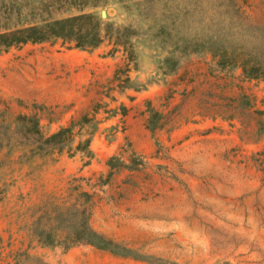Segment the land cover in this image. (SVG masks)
<instances>
[{"label":"rangeland","instance_id":"rangeland-1","mask_svg":"<svg viewBox=\"0 0 264 264\" xmlns=\"http://www.w3.org/2000/svg\"><path fill=\"white\" fill-rule=\"evenodd\" d=\"M144 1L0 0V33L83 13L135 35L130 84L115 77L126 65L115 40L95 51L30 43L0 55V264H264V78L205 54L164 76L138 11ZM238 3L264 24V0ZM21 117L37 119L45 137L93 123L61 153L28 159L40 143ZM89 137L86 165L74 152ZM73 185L95 195L90 226L120 254L43 248L32 237L39 206L67 199Z\"/></svg>","mask_w":264,"mask_h":264},{"label":"trees","instance_id":"trees-1","mask_svg":"<svg viewBox=\"0 0 264 264\" xmlns=\"http://www.w3.org/2000/svg\"><path fill=\"white\" fill-rule=\"evenodd\" d=\"M139 14L144 17L149 33L146 38L161 54L158 69L164 76L175 74L184 57L211 55L221 69H241L247 79L264 78V24L255 23L238 0H147L138 3ZM149 34L151 37H148ZM128 29L104 27L101 19L92 14H80L65 19H53L30 23L15 30L0 33V55L14 47L27 44L62 42L74 49L95 51L107 39L115 40L114 51L123 50L126 65L119 68L116 76L124 74V83H131L129 73L134 66L132 37ZM160 115L151 113V130ZM18 124L30 125L25 134L33 133L40 143L35 150L24 152L23 157L45 158L61 153L71 146L76 138L75 129L81 130L93 120L73 121L68 127L45 137L40 131V122L35 118H19ZM91 137L81 141L75 149L86 165L94 158L90 150ZM72 152V151H70ZM22 159V157H21ZM81 179H74V183ZM67 199L53 198L42 203L37 210V219L31 231L39 246H57L69 250L88 245L101 251L119 253L114 244L95 232L90 226L91 210L95 195L82 191L80 186L69 189ZM68 201L72 207H68Z\"/></svg>","mask_w":264,"mask_h":264}]
</instances>
